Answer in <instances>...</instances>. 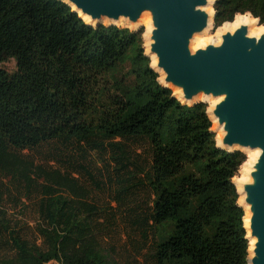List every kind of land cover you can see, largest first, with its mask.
Masks as SVG:
<instances>
[{
    "label": "trees",
    "instance_id": "trees-1",
    "mask_svg": "<svg viewBox=\"0 0 264 264\" xmlns=\"http://www.w3.org/2000/svg\"><path fill=\"white\" fill-rule=\"evenodd\" d=\"M213 9L215 29L246 14L264 26V0ZM142 36L93 27L60 0H0V64H16L0 68V169L36 195L0 197L13 253L0 264H248L232 182L246 156L217 147L206 104H182L159 83ZM54 142L76 148L66 173L20 157ZM90 153L141 176L151 197H89L72 176L92 180ZM30 209L32 240L10 215Z\"/></svg>",
    "mask_w": 264,
    "mask_h": 264
},
{
    "label": "water",
    "instance_id": "water-1",
    "mask_svg": "<svg viewBox=\"0 0 264 264\" xmlns=\"http://www.w3.org/2000/svg\"><path fill=\"white\" fill-rule=\"evenodd\" d=\"M60 1L96 23L94 27L103 20L121 19L138 25L144 15H149L152 30L145 55L156 58V69L151 68L157 74V70L163 72V83H159L180 89L186 105L201 95L221 99L212 111L224 133L217 147L229 152H260L250 173L251 182L242 190L250 212V236L246 238L255 239L248 264H264V35L250 37L249 28L241 26L224 34L220 45L209 44L192 52L195 36L203 35L209 28L210 16L205 8L213 9L214 1Z\"/></svg>",
    "mask_w": 264,
    "mask_h": 264
},
{
    "label": "rangeland",
    "instance_id": "rangeland-1",
    "mask_svg": "<svg viewBox=\"0 0 264 264\" xmlns=\"http://www.w3.org/2000/svg\"><path fill=\"white\" fill-rule=\"evenodd\" d=\"M237 17L238 16H236L235 20L237 19ZM224 25L218 29H215L214 20H212L211 29L205 32V35L203 34L204 36H206L205 39L207 43L211 42L210 40H214L216 38L217 32L222 29ZM140 30H143V34L146 31L145 27L141 28ZM142 39L144 53L147 55L149 51L148 45L146 43V40L144 39V36H142ZM191 51H195V49H193V45H191ZM149 59L151 62V58ZM0 68L12 73L16 70V64L13 60H9L5 63L0 64ZM75 149L76 148L74 146L65 147L59 142H54L43 145L33 152H23L22 154H20V157L33 161L35 165L42 166L46 171H53L57 169L61 170V172H65L67 169L63 166L65 164L64 159L70 157L71 153H73ZM145 149L146 146L143 144V148L141 147L140 149H138L137 153H142ZM242 153L245 154L247 160L248 157L246 151L242 150ZM145 155L146 154H144V156ZM84 165L87 172L92 177V180L87 174L83 172L79 176L73 175L72 177H79V183L88 190L89 197H98L101 201L105 202L107 201L106 197H123L125 195L124 197H136L135 202L139 203H146L148 197H151L149 188L143 184L144 182H142L141 176L130 178L132 173L131 175H129L119 172L118 170H116L118 166L109 163L108 156L103 153L87 154L86 164ZM236 177H241V168L239 169ZM43 181V179L40 180V183H43ZM96 184L98 186H96ZM35 196L36 195H27L22 184L16 183L11 179L10 176H7L0 169V197ZM10 215L13 224L18 223V226L20 227H22L21 225H24V234L28 235L32 240L34 238L33 230L35 227V215H33L32 210L30 209L24 216L18 214V212H11ZM121 230L122 228H120V231ZM122 243L123 242H121V245ZM11 249L12 248L8 243L7 237L2 236L0 233V261L8 257H13ZM50 264L57 263L52 262Z\"/></svg>",
    "mask_w": 264,
    "mask_h": 264
},
{
    "label": "bare ground",
    "instance_id": "bare-ground-1",
    "mask_svg": "<svg viewBox=\"0 0 264 264\" xmlns=\"http://www.w3.org/2000/svg\"><path fill=\"white\" fill-rule=\"evenodd\" d=\"M211 2H213L214 0H210ZM74 10V7L72 8ZM205 11L209 14L210 16V20H209V28L207 29L210 30L211 29V22H212V16L214 14L213 9L211 6L205 8ZM78 16L87 24L92 25L93 27L96 25V23H91L90 19L88 17L82 16L80 13H78ZM237 19L232 22V23H228V24H223L224 27L222 29H220L217 32L216 38L214 40H210L211 42L206 41L204 35H198L195 36V38L192 41V45H193V49H199V48H204L205 46L212 44L214 46H218L221 43V37L226 34V33H233L236 29H238L241 26H247L249 28V36L250 37H255V38H259L261 35H264V26H260L257 22V20H254L250 15L246 14V15H237ZM236 18V17H235ZM100 25H105V26H111L114 25L116 27H123V28H128L131 31H137L140 27H145L146 31L143 34L144 39L146 40L147 45L150 44L149 41V35L150 32L152 30V26H151V21H150V16L149 15H144L139 24L138 25H133L131 23H129L128 21H124V20H119L118 22H109L107 20H103ZM222 25V26H223ZM221 26V27H222ZM206 31V32H207ZM156 58L154 56H151V66L156 69ZM159 73V82L163 83L164 80V74L161 70H157ZM165 87H168L172 90L173 95L182 103L185 104L183 98H182V92L180 89H175L172 88L169 85H165ZM221 99H213V98H208V97H204V96H199L196 99H194L193 102L188 103L187 105H194L195 103H199V102H204L208 105L207 108V112H208V116L211 119L212 123H213V127H212V132L215 133L216 136V142L217 145L220 146L222 138L224 136L223 130L222 128H220L218 126L217 120L212 116V111L215 107V105L217 103H219ZM247 153V157L248 159L245 161V163H243V165L240 167L241 168V177H235L233 179V184L235 185L237 192L239 193V200L238 203L243 207V212H244V217H243V223H244V227L246 228V234L247 237L250 236V231H249V219H250V212H249V207L247 205L244 204V194H243V190L242 187L243 185H245L246 183H250L251 179H250V173L252 172V169L260 155V152L258 150H244ZM254 244H255V239H249V258L252 257V251L254 248Z\"/></svg>",
    "mask_w": 264,
    "mask_h": 264
}]
</instances>
